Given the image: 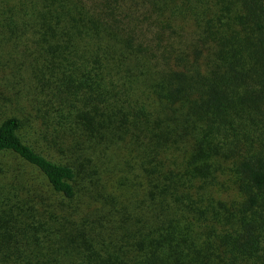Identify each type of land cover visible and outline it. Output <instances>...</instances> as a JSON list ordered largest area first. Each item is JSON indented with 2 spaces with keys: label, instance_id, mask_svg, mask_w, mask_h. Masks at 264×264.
<instances>
[{
  "label": "trees",
  "instance_id": "trees-1",
  "mask_svg": "<svg viewBox=\"0 0 264 264\" xmlns=\"http://www.w3.org/2000/svg\"><path fill=\"white\" fill-rule=\"evenodd\" d=\"M2 52L0 264H264V0H0Z\"/></svg>",
  "mask_w": 264,
  "mask_h": 264
},
{
  "label": "rangeland",
  "instance_id": "rangeland-1",
  "mask_svg": "<svg viewBox=\"0 0 264 264\" xmlns=\"http://www.w3.org/2000/svg\"><path fill=\"white\" fill-rule=\"evenodd\" d=\"M9 48L7 46L3 47V51L7 53ZM3 58H8L3 52L0 54ZM0 106L3 104L0 103ZM7 111L3 108H0V121L5 118ZM74 140L75 137H74ZM78 144L70 146L71 149L66 153V158L77 165V169H80L78 176L77 190L78 196L85 201L91 199H97L98 193H103L104 195L109 194V184L114 182L115 186H120L125 181H121L122 177L125 176L124 169L116 164V162L121 161H112L108 156H102L97 152V148L89 146L87 143H82L77 141ZM54 158L60 159V154L55 152ZM129 174V172H128ZM120 177L118 178V176ZM123 187H118L117 191H120Z\"/></svg>",
  "mask_w": 264,
  "mask_h": 264
}]
</instances>
